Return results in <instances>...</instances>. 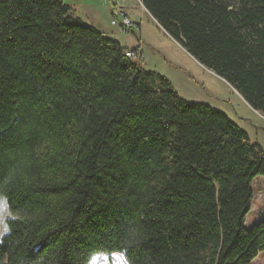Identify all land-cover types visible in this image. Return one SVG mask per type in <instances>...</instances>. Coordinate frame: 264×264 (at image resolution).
<instances>
[{
    "label": "trees",
    "instance_id": "16d2710c",
    "mask_svg": "<svg viewBox=\"0 0 264 264\" xmlns=\"http://www.w3.org/2000/svg\"><path fill=\"white\" fill-rule=\"evenodd\" d=\"M264 117V0H141ZM63 0H0V264H252L264 145Z\"/></svg>",
    "mask_w": 264,
    "mask_h": 264
},
{
    "label": "rangeland",
    "instance_id": "374dc122",
    "mask_svg": "<svg viewBox=\"0 0 264 264\" xmlns=\"http://www.w3.org/2000/svg\"><path fill=\"white\" fill-rule=\"evenodd\" d=\"M69 2H73L77 5L78 3H81V5L83 4L80 8L81 11L82 9H87L86 12L89 11V9H91V11L101 9L103 11V14L101 15V22L104 23V34L117 40L121 38H118V36L122 33L117 30L121 32L124 31L111 25L113 18L112 16L109 18L108 8L104 6L103 0H69ZM139 11H136L135 14L131 16L135 22L134 24L139 25L142 23L143 34L146 33L156 36V38L152 39L150 37L147 39L146 37L147 50L150 54L151 63L148 62V57L146 58L147 53L145 52V56L143 46L141 44L137 49H134L136 51L140 50L141 54L142 52L144 54V59L142 61L138 60L142 67L144 68L145 61L147 60V68L151 69L149 72L156 73L168 79L176 92L184 100L192 103L206 104L215 110L226 114L232 121L238 124V126L245 129L243 130L248 133L252 142H258L261 145H264V117L260 113L255 114L250 112L244 104L239 102L240 100L238 97H234L231 94L230 89L223 83L222 80L203 71L180 49L176 46H172L170 41L167 40L168 38L162 29L154 25L152 21L150 19L148 20L145 16L148 13L142 10L144 13L143 15L141 11L140 13ZM142 18L143 21L141 22ZM135 27L137 30L134 29L125 33L130 35V37L136 38L139 34L140 28L138 26ZM162 43H164L165 46L162 45ZM172 47L174 50L171 53ZM126 50L131 51V49ZM163 52L169 55H163ZM252 188L254 190V201L252 203L251 212L247 216L245 224L247 229H251L264 219V177L256 178L252 184ZM0 201L4 202L3 205L0 206L1 242L2 238L8 233L7 220L11 219L12 216L8 210L5 198L0 196ZM117 254L118 255H96L89 264H128L123 254ZM102 257H107V259H103ZM117 257H122V259H117ZM252 264H264V253L259 254L258 258Z\"/></svg>",
    "mask_w": 264,
    "mask_h": 264
},
{
    "label": "crops",
    "instance_id": "0c3cea01",
    "mask_svg": "<svg viewBox=\"0 0 264 264\" xmlns=\"http://www.w3.org/2000/svg\"><path fill=\"white\" fill-rule=\"evenodd\" d=\"M63 0L64 3H66L67 5H70L76 12V14L82 18V20H84L86 23L90 24V25H93L94 27H96L99 31L105 33V30L103 29V25L104 23L101 22V15L103 14V11L101 9H95V11H91V9H89V11L86 12L87 9H82V11L80 10V8L83 6V4L81 5V3H78L75 4L73 2H69V0ZM104 6H106V8H108V15H109V18L110 16H112L113 18V12H112V8L110 7V5L106 2H104ZM90 8V7H89ZM127 8H128V16L131 18L132 15L135 14L136 11H141V13L144 15L142 9L138 6L137 2L135 0H128V4H127ZM139 11V13H140ZM106 14V13H105ZM148 20L150 19L152 21V23L154 25H156L157 27H159L160 29L161 26L153 19V17L150 15V14H146L145 15ZM93 18H96V19H93ZM131 20L134 22V20L131 18ZM143 21V18L141 20V22ZM112 22V21H111ZM136 26H138L140 28V31H139V34L136 38H133V37H130V35H128L127 33L125 32H121L119 30H117L118 32L122 33L119 37V42L120 44L125 48V49H131V50H134V49H137L139 47V45L141 44L143 46V51L144 53L146 52L147 53V56H146V53H145V56L146 58L148 59V62L151 63L150 61V54L147 50V40H146V37L147 39L150 37L151 39L152 38H156V36L154 35H149V34H143V24L140 23L139 25L135 24ZM121 30V29H120ZM162 31L166 34L167 36V40L170 41V44H172V46H176L178 49H180L188 58H190V60L192 62H194V64H196L198 67H200L203 71L207 72V73H210L214 76H216L217 78H219L220 80L223 81V83L228 86V88L230 89L231 91V94L234 96V97H238L239 98V102H241L242 104L245 105V107L252 113H255V114H258L257 111L253 110L249 104L243 99V97L235 90L233 89L225 80H223L222 78L218 77L216 74H214L213 72H211L210 70L206 69L204 66H202L197 60H195L189 53H187V51H185L183 49V47L177 43L173 38H171L163 29ZM144 35V36H143ZM162 45H164V43H162ZM165 46V45H164ZM169 50V49H168ZM174 48L172 47V51L171 53L173 52ZM163 55H169V54H166L163 52ZM147 61V60H146ZM146 61H145V65H144V68L147 70V71H150L151 69L150 68H147V65L146 64ZM242 128V127H241ZM244 129V128H243ZM245 130V129H244ZM247 220V219H246Z\"/></svg>",
    "mask_w": 264,
    "mask_h": 264
},
{
    "label": "built area",
    "instance_id": "2783aa9c",
    "mask_svg": "<svg viewBox=\"0 0 264 264\" xmlns=\"http://www.w3.org/2000/svg\"><path fill=\"white\" fill-rule=\"evenodd\" d=\"M103 1L110 4L112 7L113 20L111 22V25L113 27H118L119 29H121L124 32H130L134 29L137 30V28L135 27L136 25L131 21V19L127 15L128 0H103ZM135 1L137 2L138 6L142 10H144L146 13H148L146 8L142 4L141 0H135ZM125 54L127 57L134 59V60H137V61L138 60L142 61L144 59V54H143V52L141 54L140 50H138V51L127 50Z\"/></svg>",
    "mask_w": 264,
    "mask_h": 264
},
{
    "label": "snow or ice",
    "instance_id": "6c2138e0",
    "mask_svg": "<svg viewBox=\"0 0 264 264\" xmlns=\"http://www.w3.org/2000/svg\"><path fill=\"white\" fill-rule=\"evenodd\" d=\"M4 202L0 201V206L3 205ZM103 259H107V257H102ZM117 259H122V257H117Z\"/></svg>",
    "mask_w": 264,
    "mask_h": 264
}]
</instances>
